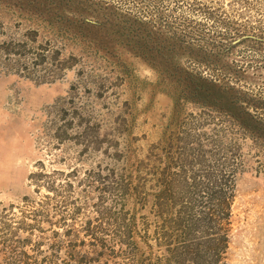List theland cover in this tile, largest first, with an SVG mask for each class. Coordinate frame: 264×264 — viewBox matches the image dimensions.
Segmentation results:
<instances>
[{"label": "rangeland", "instance_id": "374dc122", "mask_svg": "<svg viewBox=\"0 0 264 264\" xmlns=\"http://www.w3.org/2000/svg\"><path fill=\"white\" fill-rule=\"evenodd\" d=\"M0 264H264V0H0Z\"/></svg>", "mask_w": 264, "mask_h": 264}, {"label": "water", "instance_id": "95a60500", "mask_svg": "<svg viewBox=\"0 0 264 264\" xmlns=\"http://www.w3.org/2000/svg\"><path fill=\"white\" fill-rule=\"evenodd\" d=\"M237 41V40H236Z\"/></svg>", "mask_w": 264, "mask_h": 264}]
</instances>
